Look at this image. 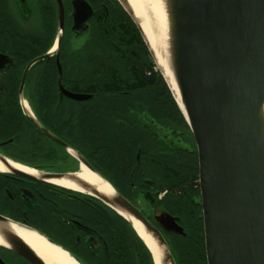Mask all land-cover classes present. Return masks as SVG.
I'll return each mask as SVG.
<instances>
[{
	"label": "water",
	"instance_id": "95a60500",
	"mask_svg": "<svg viewBox=\"0 0 264 264\" xmlns=\"http://www.w3.org/2000/svg\"><path fill=\"white\" fill-rule=\"evenodd\" d=\"M116 1L137 27L155 62L128 1ZM56 3L58 30L54 45L34 61L51 56L62 38L64 9L61 0ZM152 3L158 26L155 33L158 32L163 43L181 105L173 92L172 95L196 147L206 264H264V0H153ZM71 6L72 28L86 29L93 15L92 7L86 0H71ZM34 61L27 65L21 87ZM157 71L166 81L161 70ZM57 72L61 75L58 61ZM58 89L60 96L75 101L93 97L64 89L60 79ZM75 155L78 169L70 172L41 173L38 178L14 168L6 172L52 185H55L52 179H65L87 190L131 225L152 259V251L127 217L137 221L150 235L160 264H175L160 230L114 189L103 194L96 186L85 183L80 177L82 168L99 174L82 156ZM8 160L0 157L4 165ZM154 220L166 232L184 234L176 218L164 210H156ZM13 227L23 229L0 215V244L30 264H46ZM31 231L61 249L43 234Z\"/></svg>",
	"mask_w": 264,
	"mask_h": 264
},
{
	"label": "flooded vegetation",
	"instance_id": "af4514ba",
	"mask_svg": "<svg viewBox=\"0 0 264 264\" xmlns=\"http://www.w3.org/2000/svg\"><path fill=\"white\" fill-rule=\"evenodd\" d=\"M61 1L64 9L62 35L70 31L74 37H79L87 28H72L71 0ZM54 30L57 34L56 0H0V157L32 164L28 166L37 172L36 176H32L38 178L41 173H64L78 169L77 153L112 189L137 207L163 237L165 234L185 235L180 217L168 210L174 204V193L179 192L173 175L177 164L175 159L182 158L181 165H186L187 236L192 229L191 221L196 224L201 220L202 223L197 152L189 128L184 137L179 135L184 130L175 129L172 122L165 125L133 111L130 119L105 121L107 151L102 164L80 153L73 144L57 134L62 127L60 123L52 124L53 114L46 111L39 113V106L33 105L29 99L30 95L43 92L30 85L46 78L57 79L59 100L69 99L60 96L58 89L62 68L59 75L57 61L61 67L62 38L51 56L34 61L51 51L55 39L49 42ZM71 43L75 46L76 42ZM32 61L21 87L23 74ZM53 67L55 73L52 72ZM51 107L57 108L54 115L61 122L63 106ZM42 129L66 147L52 140ZM45 158L47 162L43 165L35 162ZM101 205L104 235L96 232L94 224L95 210ZM159 209L176 218L184 234L162 230L154 220ZM111 210L88 193L0 171V215L23 229L43 234L78 264H99L102 254L109 248ZM0 264L30 263L0 244Z\"/></svg>",
	"mask_w": 264,
	"mask_h": 264
},
{
	"label": "trees",
	"instance_id": "16d2710c",
	"mask_svg": "<svg viewBox=\"0 0 264 264\" xmlns=\"http://www.w3.org/2000/svg\"><path fill=\"white\" fill-rule=\"evenodd\" d=\"M86 1L94 10L86 31L79 37L70 31L62 35L61 84L72 92L93 97L85 101L59 100L57 79L46 78L30 85L43 90L30 95V102L39 106V113L53 114L52 124H61L57 131L61 138L100 164L107 151L105 121L130 119L133 111L165 125L172 122L175 129L184 130L179 135L186 137L184 117L132 20L116 0ZM55 34L56 30L49 44ZM53 105L63 106L61 122L54 115L58 110ZM182 160L175 159L178 165L173 175L179 192L174 193V204L168 210L180 217L185 235L165 234L164 238L175 264H206L201 220L196 224L191 221L192 229L186 236V165H181ZM35 162L43 165L47 158ZM94 224L96 232L104 235L103 205L95 210ZM98 263L153 264V259L131 225L111 210L109 248Z\"/></svg>",
	"mask_w": 264,
	"mask_h": 264
},
{
	"label": "bare ground",
	"instance_id": "6f19581e",
	"mask_svg": "<svg viewBox=\"0 0 264 264\" xmlns=\"http://www.w3.org/2000/svg\"><path fill=\"white\" fill-rule=\"evenodd\" d=\"M132 10V14L139 23L142 28L143 33L145 34L147 41L154 53L155 63L158 69L161 70L164 75L166 81L168 82L172 92L180 104L179 93L173 79L172 72L170 70L166 52L163 46V43L155 33L156 28V19L153 12V0H127ZM152 1V2H151ZM159 24V21H158ZM71 153H74L71 151ZM10 168L18 169L24 171L30 175H37V172L33 169H30L24 165L19 163H15L11 160L7 161V165H4L0 162V171H8ZM81 179L85 183H90L97 187L98 191L103 194H109L112 192V188L106 183L99 175L90 172L86 168H82L80 173ZM51 182L57 186L67 188L74 191H80L87 193V190L80 188L79 186L65 180V179H52ZM133 227L135 228L138 235L144 240V242L148 245L150 250L152 251L154 264H160L157 252L155 250V243L151 239L150 235L147 234L142 226L135 221L134 219L127 217ZM14 231L26 242L28 243L37 253L42 257V259L46 262V264H78L72 257H70L65 251L55 247L54 245L48 243L44 238L35 233L34 231L28 229H19L18 227H13ZM1 242V241H0Z\"/></svg>",
	"mask_w": 264,
	"mask_h": 264
},
{
	"label": "rangeland",
	"instance_id": "374dc122",
	"mask_svg": "<svg viewBox=\"0 0 264 264\" xmlns=\"http://www.w3.org/2000/svg\"><path fill=\"white\" fill-rule=\"evenodd\" d=\"M153 63H154V65H155V69H157V66H156V64H155V62H154V60H153ZM163 78V77H162ZM165 83H166V81H165ZM168 85V84H167ZM169 91H170V93H171V95H172V91H171V89H170V87H169ZM172 97H173V95H172ZM173 99H174V97H173ZM175 100V99H174ZM176 102V101H175ZM16 162V161H15ZM19 164H21V165H24V166H26V167H28V168H32L33 169V167H31V166H28V165H26V164H24V163H20V162H18Z\"/></svg>",
	"mask_w": 264,
	"mask_h": 264
}]
</instances>
